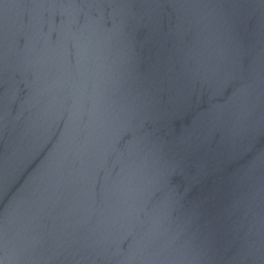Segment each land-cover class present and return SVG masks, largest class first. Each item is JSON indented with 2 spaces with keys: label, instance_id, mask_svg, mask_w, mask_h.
Returning <instances> with one entry per match:
<instances>
[{
  "label": "water",
  "instance_id": "95a60500",
  "mask_svg": "<svg viewBox=\"0 0 264 264\" xmlns=\"http://www.w3.org/2000/svg\"><path fill=\"white\" fill-rule=\"evenodd\" d=\"M0 264H264V0H0Z\"/></svg>",
  "mask_w": 264,
  "mask_h": 264
}]
</instances>
